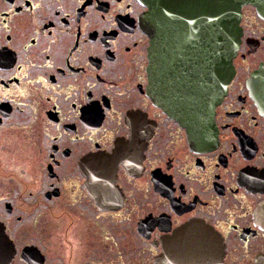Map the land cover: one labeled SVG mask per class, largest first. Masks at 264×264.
<instances>
[{
  "label": "flooded vegetation",
  "instance_id": "af4514ba",
  "mask_svg": "<svg viewBox=\"0 0 264 264\" xmlns=\"http://www.w3.org/2000/svg\"><path fill=\"white\" fill-rule=\"evenodd\" d=\"M187 5L0 0V264L264 255V19L241 8L203 126V24Z\"/></svg>",
  "mask_w": 264,
  "mask_h": 264
},
{
  "label": "water",
  "instance_id": "95a60500",
  "mask_svg": "<svg viewBox=\"0 0 264 264\" xmlns=\"http://www.w3.org/2000/svg\"><path fill=\"white\" fill-rule=\"evenodd\" d=\"M244 5L253 6L258 16L264 19V0H188V11L186 12L188 21L192 20L196 23L197 19H200L203 24L201 29L203 33V91L201 92L203 126H207L211 122L213 109L225 94L227 84L234 73L233 59L240 44L241 27L239 22L241 8ZM162 6H155L154 9L157 10L153 15L166 14ZM212 49L215 50L213 57L211 56ZM196 79L198 77H193L194 81ZM207 79L211 82L210 86L206 84ZM254 79L257 86L261 87L260 95L264 97V89H262L264 63L260 64L256 70ZM258 214L264 216V204L259 208ZM193 257L197 258L196 264L205 262L201 255ZM170 259L171 255L164 254L156 260V264H169ZM255 264H264V255L260 256Z\"/></svg>",
  "mask_w": 264,
  "mask_h": 264
}]
</instances>
